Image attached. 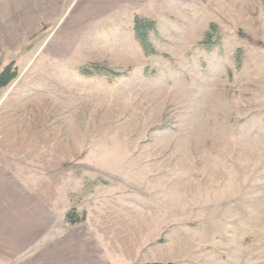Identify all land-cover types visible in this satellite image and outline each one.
I'll list each match as a JSON object with an SVG mask.
<instances>
[{"label":"rangeland","instance_id":"374dc122","mask_svg":"<svg viewBox=\"0 0 264 264\" xmlns=\"http://www.w3.org/2000/svg\"><path fill=\"white\" fill-rule=\"evenodd\" d=\"M7 65L0 264H264V0H0Z\"/></svg>","mask_w":264,"mask_h":264},{"label":"trees","instance_id":"16d2710c","mask_svg":"<svg viewBox=\"0 0 264 264\" xmlns=\"http://www.w3.org/2000/svg\"><path fill=\"white\" fill-rule=\"evenodd\" d=\"M153 28L154 22L147 19L135 17L133 27L134 38L146 55L155 53V50L153 49L149 41V31L153 30ZM207 37L209 40V35ZM93 67L95 68L96 74H104L111 77H117L123 74L122 72L113 71L109 68L101 66L99 67L98 64H94ZM80 72L85 75L91 74V71L87 67L81 69ZM15 76V70H12L11 65H7L0 72V88L7 85Z\"/></svg>","mask_w":264,"mask_h":264}]
</instances>
